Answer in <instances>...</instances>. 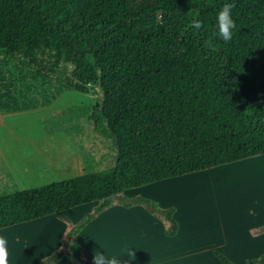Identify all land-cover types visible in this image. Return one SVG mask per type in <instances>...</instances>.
Segmentation results:
<instances>
[{
	"label": "trees",
	"instance_id": "obj_1",
	"mask_svg": "<svg viewBox=\"0 0 264 264\" xmlns=\"http://www.w3.org/2000/svg\"><path fill=\"white\" fill-rule=\"evenodd\" d=\"M225 3L236 23L227 43L213 37ZM66 92L100 95L85 123L114 142V167L0 195V230L54 216L93 264L77 233L114 205H140L174 237V207L124 192L264 156V0H0V115ZM56 120L77 127L68 112L46 123ZM90 203L76 224L64 215ZM63 256L75 264L67 250L38 264Z\"/></svg>",
	"mask_w": 264,
	"mask_h": 264
},
{
	"label": "rangeland",
	"instance_id": "obj_2",
	"mask_svg": "<svg viewBox=\"0 0 264 264\" xmlns=\"http://www.w3.org/2000/svg\"><path fill=\"white\" fill-rule=\"evenodd\" d=\"M99 98L98 93L66 92L52 106L34 113L0 115V195L114 167V142L108 136L93 132L89 123H85ZM64 112L74 120L75 129L71 130L67 121L46 123L62 117ZM61 127H66L67 131ZM243 161L239 167L233 166L238 163L235 162L228 164L232 166H218L219 169L182 181L179 178L187 175L131 189L138 192L133 198H148L161 208H175L174 216L179 223L175 240L165 241L166 237L154 235L152 231L145 238L134 237L127 231L121 238L112 239L102 231L100 235L97 232L85 237L80 235L79 242L89 254L103 252L107 256H116L122 264H147L154 260L155 250L162 246L168 254V264H178L182 244L188 236L192 238L188 241L191 247L196 243L205 249L214 246L223 254L228 253L225 256L230 259L234 250L230 245L243 240V234L230 228L242 208L240 205L257 198L264 200V156ZM135 206L145 210L140 205ZM200 222L210 230L202 239L196 234ZM67 228V223L49 216L8 230V234L17 236V240L8 241L9 264H36L57 250L62 251L68 235L61 238L60 247L58 238ZM131 240L133 254L138 256L133 262L129 260L131 248L128 243ZM72 244L70 239L64 250L68 251ZM240 252L244 254L246 249L243 247ZM242 254L238 257H244ZM70 259L64 256L58 264H70ZM74 259L75 264H88L77 250ZM205 264L217 263L212 260Z\"/></svg>",
	"mask_w": 264,
	"mask_h": 264
},
{
	"label": "crops",
	"instance_id": "obj_3",
	"mask_svg": "<svg viewBox=\"0 0 264 264\" xmlns=\"http://www.w3.org/2000/svg\"><path fill=\"white\" fill-rule=\"evenodd\" d=\"M34 112L35 111L24 112V113L30 114ZM243 163L244 161L238 162L236 164H233V166L239 167L243 165ZM227 166L229 167L232 165H225L223 167H227ZM220 167L216 169H219ZM212 170H215V169L192 174L194 176L187 175L186 178L184 177L183 178L178 177V178L182 181L187 178H193L195 176L203 175ZM11 173L13 175V172ZM12 177L14 178V175ZM139 189H141V187ZM135 194H138V192H135V190H126L124 192V195L131 197V198ZM232 204L234 206V203ZM95 206H96V203L85 204L80 207H76V208L65 211L64 215L67 216L68 218L70 217L72 223L75 224V222L77 223L78 221H80L85 214L91 213ZM240 206L242 208L236 214V218L235 219L233 218L234 222L230 225V228L232 229L233 232L235 231V233L237 234H243L242 235L243 240L235 244L232 243L230 245V247L234 249L233 251H231L232 257H230V259L232 258L231 260L235 264H253L252 260L257 259L261 254L264 253V232L259 233V234L254 233L255 230L264 226V200L262 201L259 198H257L248 204H244V205L241 204ZM173 217L175 219L174 215ZM16 226H19V225L1 229L0 234L5 235L8 241L17 240V236L15 234L12 235V234L7 233L8 230L15 228ZM163 230H164V226L162 222L157 220L155 217L150 215L148 212H146L142 208L138 206H132L130 208H122L121 206L114 205L104 210L100 215H98L95 219L90 221L83 229H81L77 233L75 237V241L89 255V257L91 258L93 262V259H92L93 255L91 253L89 254L82 247L84 245L79 242L80 235H82V237H85L87 234L93 235V233L95 232H97V234L100 235V233L104 231L107 234V236L114 239L116 237L121 238V236H124V234L127 233V231H129L128 234H131L134 237H144L147 234L151 235V231H152L154 235L157 234V235L166 237L163 234ZM68 231H69V228H67L66 231H64V233H62L59 236L58 243H57L58 247H60L61 245V238L67 235ZM209 231L210 230L207 229V227L204 225L203 222L198 223L196 234H197V237H199V239H202L201 237L207 235ZM178 232H179V223H178L177 234ZM177 234L174 237H166L165 241L175 240ZM191 239L190 237L187 236V238L183 242L181 255L179 258V261L181 262H179L178 264H205L207 261L211 262L212 260L215 261L217 264H221L219 260L215 258L212 254V251L214 250L220 253L222 252L221 250H219L217 247H214V246H209L205 249V247L199 246L200 243H196L194 247H191L190 242H188ZM72 245L73 246L68 249V252L71 253V255L74 257V255H76V250L77 251L79 250L74 246V243ZM128 246L129 248H131V254H130L129 260L133 262V259L138 257L137 255L133 254V240H131L128 243ZM243 247L246 249V252L244 254L240 252L241 248ZM155 251L157 253L154 256V260H152L151 262L147 264H168V254L166 250L164 249V247L162 246L158 247ZM79 252H80V256L83 258L81 251ZM159 254H160L161 259L159 258ZM240 254L244 255V257L242 258L238 257ZM223 255L228 256V253L227 254L224 253ZM164 259H166L167 261ZM86 262L89 264L88 261ZM56 264H58V262ZM70 264H71V259H70Z\"/></svg>",
	"mask_w": 264,
	"mask_h": 264
},
{
	"label": "clouds",
	"instance_id": "obj_4",
	"mask_svg": "<svg viewBox=\"0 0 264 264\" xmlns=\"http://www.w3.org/2000/svg\"><path fill=\"white\" fill-rule=\"evenodd\" d=\"M232 3H225L217 14V31L213 37H219L225 43L231 41L236 23L232 18ZM191 27L199 30L203 27L202 21L194 18L191 21ZM215 50V49H212ZM8 240L5 235L0 234V264H9ZM93 264H121V260L116 256H107L103 252H97L93 255Z\"/></svg>",
	"mask_w": 264,
	"mask_h": 264
},
{
	"label": "water",
	"instance_id": "obj_5",
	"mask_svg": "<svg viewBox=\"0 0 264 264\" xmlns=\"http://www.w3.org/2000/svg\"><path fill=\"white\" fill-rule=\"evenodd\" d=\"M69 241H70V238H69V236H67L66 239H65V242H64V244H63V248H62L63 250L66 249V247H67L68 244H69ZM63 250H62V251H63Z\"/></svg>",
	"mask_w": 264,
	"mask_h": 264
}]
</instances>
